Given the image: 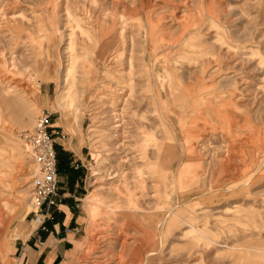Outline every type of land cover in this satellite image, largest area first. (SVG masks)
<instances>
[{"label":"rangeland","instance_id":"obj_1","mask_svg":"<svg viewBox=\"0 0 264 264\" xmlns=\"http://www.w3.org/2000/svg\"><path fill=\"white\" fill-rule=\"evenodd\" d=\"M44 108L68 264H264V0H0V264Z\"/></svg>","mask_w":264,"mask_h":264},{"label":"crops","instance_id":"obj_2","mask_svg":"<svg viewBox=\"0 0 264 264\" xmlns=\"http://www.w3.org/2000/svg\"><path fill=\"white\" fill-rule=\"evenodd\" d=\"M60 207L58 211L60 213L53 211L54 218L47 220L49 230L41 232L44 244L39 249L36 244L38 233L36 229L12 241L13 264H68L70 256L77 248L81 214L70 203H61ZM76 227L80 228V231H77Z\"/></svg>","mask_w":264,"mask_h":264},{"label":"built area","instance_id":"obj_3","mask_svg":"<svg viewBox=\"0 0 264 264\" xmlns=\"http://www.w3.org/2000/svg\"><path fill=\"white\" fill-rule=\"evenodd\" d=\"M56 133L58 132L52 119V112L48 108L41 110L35 127L26 132L30 144L29 149L39 165L41 174L35 190L36 205L33 209L32 218L37 223L36 244L38 249L44 244L41 232L49 230L47 220L54 218V213L50 209L53 206H58L60 200L59 167L55 148ZM80 165L76 163V167ZM77 231H80V228H77Z\"/></svg>","mask_w":264,"mask_h":264},{"label":"bare ground","instance_id":"obj_4","mask_svg":"<svg viewBox=\"0 0 264 264\" xmlns=\"http://www.w3.org/2000/svg\"><path fill=\"white\" fill-rule=\"evenodd\" d=\"M152 25L153 24H150V26L152 27ZM79 27V26H78ZM155 27V26H154ZM81 29V28H80ZM83 30V29H82ZM154 30H156V29H154ZM83 32H84V30H83ZM89 36V35H88ZM90 38V37H89ZM91 39V38H90ZM167 76H170V77H172V75H170V72H168L167 73ZM169 79V78H168ZM168 82H170V81H168ZM170 84V83H169ZM37 120H38V117H37ZM37 120H36V123H37ZM36 123H35V125H36ZM34 125V126H35ZM28 142V141H27ZM55 142H56V139H55ZM29 143V142H28ZM157 144V143H156ZM155 143L153 144V146L154 145H156ZM30 145V144H29ZM162 145V144H161ZM161 145H159L160 147H161ZM31 155H32V153H31ZM33 156V155H32ZM34 158V157H33ZM188 158V157H187ZM37 163V162H36ZM57 164H58V158H57ZM58 167H59V164H58ZM38 168H39V165H38ZM38 176L40 177L41 176V174H40V170L38 169ZM58 175H59V172H58ZM58 180H59V177H58ZM59 186H60V180H59ZM35 190H36V187H35ZM34 195H35V192L33 193V199H32V204H33V207H35V205H36V197H34ZM131 203L132 204H135L136 203V201H135V199H132V201H131ZM34 221V220H33Z\"/></svg>","mask_w":264,"mask_h":264},{"label":"trees","instance_id":"obj_5","mask_svg":"<svg viewBox=\"0 0 264 264\" xmlns=\"http://www.w3.org/2000/svg\"><path fill=\"white\" fill-rule=\"evenodd\" d=\"M58 158V157H57Z\"/></svg>","mask_w":264,"mask_h":264}]
</instances>
